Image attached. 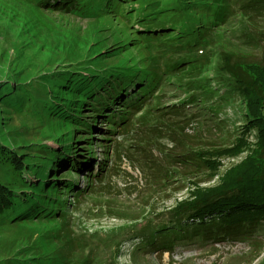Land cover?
<instances>
[{
    "label": "trees",
    "instance_id": "trees-1",
    "mask_svg": "<svg viewBox=\"0 0 264 264\" xmlns=\"http://www.w3.org/2000/svg\"><path fill=\"white\" fill-rule=\"evenodd\" d=\"M22 1L42 13L64 14L79 20L103 16L122 19L129 27L135 26L130 34L137 38L117 39L111 52L107 47L92 54L91 49L98 43L81 47L74 62L59 63L58 69L46 67L42 75L33 78L34 86L27 89L0 82V104L10 105L15 117L38 121L33 130L42 127V119L50 117L71 126V130L63 132L74 135L61 141L60 136L56 137L61 132L45 133L41 141L30 144L41 150L23 154L0 140V165L10 179L3 181L0 177V224L27 220L32 224H50L49 231H55L50 222L68 221V213L80 210L85 199L108 185L106 180L111 171L108 164L117 155L108 151L110 147L116 150L118 135L128 132L130 125L140 123L132 119L137 111L142 110L140 113L146 115L147 109H151L156 112L157 120H170L186 117L189 109L190 116L183 120L185 125L202 123L217 129L216 124L223 127L225 113L234 110L242 118L236 117L230 122L239 136L231 147L212 151L193 149L186 143L179 147L178 137L170 133L171 142L164 145L168 152L162 155L166 165L159 167L156 163L150 167L144 160L141 164L152 180L159 177L170 180L188 171L197 175L207 173L209 183L218 175L223 157L235 159L243 152H247V157L229 168L214 186H194L192 198L163 214L166 220L153 230L149 221L141 238L132 236L135 231L130 226L132 221L126 227H131L130 231L121 228L120 232L121 236L128 234L127 240L141 239L143 245L162 255L173 254L174 242L181 239L202 237L199 243L238 242L253 238L256 233V237L264 236V49L259 55L249 53L252 47L264 48V30H252L247 24L235 37L236 48L229 46L231 40L224 41L225 34H235L240 20L264 19V0ZM45 28L46 25L39 29ZM52 36L55 35L52 33ZM139 47L145 54L139 59L141 64L127 57L130 49ZM167 97L176 103L163 105ZM171 107L176 108L170 110ZM83 110H89L91 115H83ZM89 132H97L100 137H88ZM110 141L112 144L107 145ZM83 142L87 147H81ZM64 143L69 147H64ZM97 146L102 149V160L95 159L98 156L93 150ZM68 168L71 170L60 176ZM72 168L87 173L82 188L71 177ZM67 195V199L73 197L70 207L66 205ZM159 215H152L151 220ZM97 233L93 231L89 240L80 235L69 237L65 242L64 238L61 241L53 235L50 246H42L39 241L47 236L39 234L38 245L32 244L37 247L35 255L1 261L6 264H99L97 256H92L96 252L87 250L85 244L99 241L95 238ZM114 238L115 234L111 235L110 242ZM55 240L57 243L53 244ZM123 243L120 241V245ZM64 247L68 248L67 256L58 251Z\"/></svg>",
    "mask_w": 264,
    "mask_h": 264
},
{
    "label": "rangeland",
    "instance_id": "rangeland-1",
    "mask_svg": "<svg viewBox=\"0 0 264 264\" xmlns=\"http://www.w3.org/2000/svg\"><path fill=\"white\" fill-rule=\"evenodd\" d=\"M17 1L19 3L16 0H0V82L6 86L19 84L21 85L19 87L24 89H27V86L33 87L36 83L33 82L35 76L42 75L46 67L50 70L58 69L59 63L74 62L79 57L78 50L81 47L98 43L97 47L91 49L93 50L92 54L100 53L102 48L107 47L111 52V46L117 39H120L118 41H129L137 38L136 35L130 34L135 26L129 27L128 22H121L122 19L103 16L79 20L64 14L42 13L34 10L31 5L22 0ZM33 15L39 18L36 17V19ZM113 15L117 16L115 13ZM39 20L44 24L41 25ZM25 22L27 23L25 24ZM44 25L46 28L40 30V26ZM245 25L252 30H264V19L256 22L240 20L235 34H225L224 36L226 43L231 40L230 47L236 48L238 42L235 37L240 34ZM52 33L55 36H52ZM133 46L132 44L129 48ZM251 49L253 50H250L249 53L253 52L255 55H259L264 48L252 47ZM141 50L142 47L130 49L127 57H133L134 62L141 64L139 59L145 57ZM119 52L124 53L123 50ZM62 68L64 69V66ZM25 82L28 84L26 85ZM35 86L37 87V85ZM167 93L172 92L168 91ZM168 103H176V101L167 97L162 104L167 105ZM174 108L176 107H171L170 110ZM147 110L149 113L146 115L140 113L142 110L137 111L132 119H136L140 123H135L134 126L130 125L128 132L116 137V150H114L115 147H110L108 153L114 151L117 155L108 164L111 170L106 180L108 185L104 187L103 191H98L85 199L80 210L74 209L68 213V221L62 219L50 222L54 225L55 231H49L51 230L50 224H32L27 220L25 222L19 220L9 225L0 224V261L8 259L7 262H9L11 259L25 254L33 253L35 255L37 247L33 246L38 245L39 234L47 236V239L42 237V241H39L42 246L44 244L50 246L49 240L53 238V235H57L61 241L64 238L63 242L67 241L69 237L74 238L80 235L89 240L90 237H93L91 233L97 230L95 238H99V241L94 244H89V241L85 244L87 250L93 249L96 252L92 256H97V260H100L99 264H111L112 260L113 264H264V236L256 237L257 233L253 238L238 242L224 240L199 243L203 240L202 237L181 239L174 242L173 254L165 253L163 255L159 254L160 251L153 250L146 244L143 245L141 239L132 237L127 240L128 234L126 233L121 236V228H126L132 221L130 226H134L135 230L132 231V236L141 238V232L148 229L149 221H152V224H149L152 225L150 230H153L154 227L166 220L167 217H162L163 214H166L179 202L192 198L190 194L194 190V186L199 185L203 188L214 186L219 177L229 168L239 164L247 157V152H243L235 159L223 157L220 160L222 166L218 175L209 183L206 181L207 173L205 172H198L199 175H197V172L183 171L181 175L173 176L170 180L161 177L149 179L141 161L144 160L145 164L150 167H154L153 164L156 163L159 167L165 166L166 162L162 155L164 152H168L164 145L171 142L170 133H174L178 137L179 147L182 143L188 144V147L193 149L204 148L210 151L216 148L231 147L239 136L236 134L237 128L233 127L230 122L234 121L236 117H242L240 114L236 115L234 110L227 111L225 113L227 116L224 118V124L227 125L224 127L223 124L221 128L216 124L217 129H214L202 123L185 125L183 120L190 116L191 110L189 109L184 115L186 117H171L170 120H157L154 118L156 112L151 109ZM121 111L122 109L120 113H122ZM86 113L91 115L89 110H83V115ZM41 122L43 123L42 127L33 130L39 124L38 121H26L24 118L15 117L14 109L10 105L0 104V124L3 123L0 125V140L5 141L13 151L23 154L31 152L30 150H41L40 147H31L30 144L38 143L45 133L51 131L61 132L56 136L58 138L60 136L61 141H64V137L71 139L74 136L71 132L69 135L64 133L66 130H71V126L59 123L54 118L47 117ZM164 123L169 126L163 125ZM100 128L104 129V126ZM63 130L65 131L63 132ZM96 133L89 132L88 137L99 138L100 135ZM112 142L110 141L107 145ZM67 143L71 144V142ZM67 143H64L63 146L69 147L66 145ZM18 146L20 147L18 148ZM82 146L87 147V144L83 142ZM101 150L99 146L94 147L93 151L98 156L95 159L102 160ZM169 151L172 152V150ZM69 170L71 168L63 170L60 176L68 173ZM79 171L73 169L71 177L82 188L85 185L84 176L87 173L81 171L79 173ZM73 172L78 174L74 176ZM0 177L3 181H10L8 174L6 175L5 172L3 174L1 165ZM65 198L67 207H70L69 203H72L73 197L67 199V195ZM157 214H160L159 219L153 217L151 220V216ZM131 227L126 229L130 231ZM154 233L158 234V232ZM114 234L115 238L110 242L111 235ZM80 239L85 241L84 238ZM120 241H124V243L120 245ZM52 243L55 244L57 241H52ZM32 244L34 245L32 246ZM58 251L66 255L68 248L64 247L63 251L61 249ZM4 260L0 264H6Z\"/></svg>",
    "mask_w": 264,
    "mask_h": 264
}]
</instances>
